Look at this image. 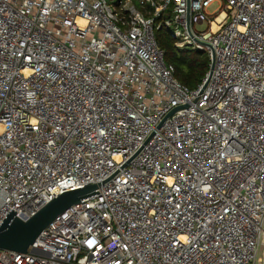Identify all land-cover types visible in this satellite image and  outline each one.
Segmentation results:
<instances>
[{"label":"built area","instance_id":"built-area-1","mask_svg":"<svg viewBox=\"0 0 264 264\" xmlns=\"http://www.w3.org/2000/svg\"><path fill=\"white\" fill-rule=\"evenodd\" d=\"M137 1L0 0V226L96 186L0 264H263L264 0Z\"/></svg>","mask_w":264,"mask_h":264},{"label":"water","instance_id":"water-1","mask_svg":"<svg viewBox=\"0 0 264 264\" xmlns=\"http://www.w3.org/2000/svg\"><path fill=\"white\" fill-rule=\"evenodd\" d=\"M95 189L96 186L89 185L83 189L64 192L27 220H21L13 213L10 214L0 226V249L26 253L43 229L72 205L92 196Z\"/></svg>","mask_w":264,"mask_h":264},{"label":"trees","instance_id":"trees-1","mask_svg":"<svg viewBox=\"0 0 264 264\" xmlns=\"http://www.w3.org/2000/svg\"><path fill=\"white\" fill-rule=\"evenodd\" d=\"M132 1L141 13L145 15L153 13V8L149 4L141 6L137 0ZM154 36L164 52L166 63L174 67L178 82L190 90L197 89L209 71V54L198 50H178L171 36L164 30L154 31Z\"/></svg>","mask_w":264,"mask_h":264},{"label":"rangeland","instance_id":"rangeland-1","mask_svg":"<svg viewBox=\"0 0 264 264\" xmlns=\"http://www.w3.org/2000/svg\"><path fill=\"white\" fill-rule=\"evenodd\" d=\"M223 2H221V5L219 3H214L212 6H210L207 10L209 13L214 14V16L218 15L220 11H223Z\"/></svg>","mask_w":264,"mask_h":264},{"label":"bare ground","instance_id":"bare-ground-1","mask_svg":"<svg viewBox=\"0 0 264 264\" xmlns=\"http://www.w3.org/2000/svg\"><path fill=\"white\" fill-rule=\"evenodd\" d=\"M222 17H219L216 22H219ZM213 29L215 30V25L213 26Z\"/></svg>","mask_w":264,"mask_h":264}]
</instances>
